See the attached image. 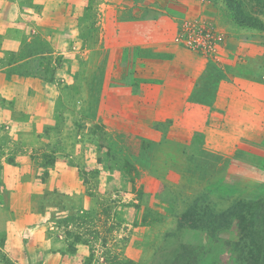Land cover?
<instances>
[{
	"label": "rangeland",
	"instance_id": "rangeland-1",
	"mask_svg": "<svg viewBox=\"0 0 264 264\" xmlns=\"http://www.w3.org/2000/svg\"><path fill=\"white\" fill-rule=\"evenodd\" d=\"M212 117L264 156V0H0V264H264V190L178 180Z\"/></svg>",
	"mask_w": 264,
	"mask_h": 264
},
{
	"label": "crops",
	"instance_id": "crops-1",
	"mask_svg": "<svg viewBox=\"0 0 264 264\" xmlns=\"http://www.w3.org/2000/svg\"><path fill=\"white\" fill-rule=\"evenodd\" d=\"M210 119L211 121L200 124V127L194 130H192L191 123H189L190 125L185 126L187 133L185 129L183 137L175 138L183 146L189 144L192 135L201 136L202 142H204L200 150L190 151L187 148L181 154H175L176 158H179L177 159L179 165L176 170L181 173L178 180L180 183H184L186 188L190 189L191 194L189 195L194 197L201 190H207L216 198L227 199L243 196L247 193L258 194L260 190H264V182L249 185L247 182L233 176L234 174L232 175V173L225 175L224 167L232 172L243 168L244 170L251 169L262 174L264 156L245 149L240 145L242 137L237 133V127H234L237 126L236 124L233 123L230 126L228 123L225 125L220 122L215 124V119L213 117ZM168 137L173 139L171 135ZM189 160L191 162L195 161L197 165L201 166V169L193 167ZM192 169H195V171ZM260 185L262 186L260 187Z\"/></svg>",
	"mask_w": 264,
	"mask_h": 264
}]
</instances>
